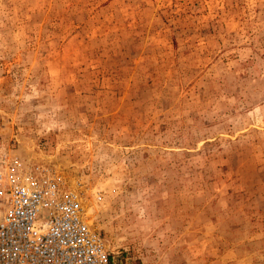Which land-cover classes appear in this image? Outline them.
<instances>
[{
	"label": "rangeland",
	"instance_id": "1",
	"mask_svg": "<svg viewBox=\"0 0 264 264\" xmlns=\"http://www.w3.org/2000/svg\"><path fill=\"white\" fill-rule=\"evenodd\" d=\"M4 158L111 264H264V0H0Z\"/></svg>",
	"mask_w": 264,
	"mask_h": 264
},
{
	"label": "built area",
	"instance_id": "2",
	"mask_svg": "<svg viewBox=\"0 0 264 264\" xmlns=\"http://www.w3.org/2000/svg\"><path fill=\"white\" fill-rule=\"evenodd\" d=\"M0 163V264H111L79 193L60 174L18 158Z\"/></svg>",
	"mask_w": 264,
	"mask_h": 264
},
{
	"label": "bare ground",
	"instance_id": "3",
	"mask_svg": "<svg viewBox=\"0 0 264 264\" xmlns=\"http://www.w3.org/2000/svg\"><path fill=\"white\" fill-rule=\"evenodd\" d=\"M1 214H2V211H0V216H1Z\"/></svg>",
	"mask_w": 264,
	"mask_h": 264
}]
</instances>
